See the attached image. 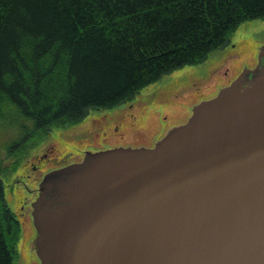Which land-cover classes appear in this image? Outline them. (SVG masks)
<instances>
[{"label":"water","instance_id":"water-1","mask_svg":"<svg viewBox=\"0 0 264 264\" xmlns=\"http://www.w3.org/2000/svg\"><path fill=\"white\" fill-rule=\"evenodd\" d=\"M31 208L40 264H264V47L152 148L45 174Z\"/></svg>","mask_w":264,"mask_h":264},{"label":"trees","instance_id":"trees-1","mask_svg":"<svg viewBox=\"0 0 264 264\" xmlns=\"http://www.w3.org/2000/svg\"><path fill=\"white\" fill-rule=\"evenodd\" d=\"M255 19L264 0H0V119L21 132L7 152L130 101ZM18 164L0 161V264L18 260L21 226L3 180Z\"/></svg>","mask_w":264,"mask_h":264},{"label":"rangeland","instance_id":"rangeland-1","mask_svg":"<svg viewBox=\"0 0 264 264\" xmlns=\"http://www.w3.org/2000/svg\"><path fill=\"white\" fill-rule=\"evenodd\" d=\"M263 43L264 19L243 22L232 32L228 45L202 62L164 75L117 107L91 110L77 123L52 127L30 138L21 150L7 152L6 147L21 138V132L17 122L0 119V161L7 166L19 160L3 178L7 204L21 226L16 264H39L32 246L35 230L30 203L44 174L79 162L86 151L153 146L170 129L185 123L192 107L215 95L227 79L244 67H253Z\"/></svg>","mask_w":264,"mask_h":264},{"label":"bare ground","instance_id":"bare-ground-1","mask_svg":"<svg viewBox=\"0 0 264 264\" xmlns=\"http://www.w3.org/2000/svg\"><path fill=\"white\" fill-rule=\"evenodd\" d=\"M26 203V202H25ZM28 206V205H27ZM26 209V208H25Z\"/></svg>","mask_w":264,"mask_h":264},{"label":"flooded vegetation","instance_id":"flooded-vegetation-1","mask_svg":"<svg viewBox=\"0 0 264 264\" xmlns=\"http://www.w3.org/2000/svg\"><path fill=\"white\" fill-rule=\"evenodd\" d=\"M230 82V81H229ZM225 86V85H224Z\"/></svg>","mask_w":264,"mask_h":264}]
</instances>
